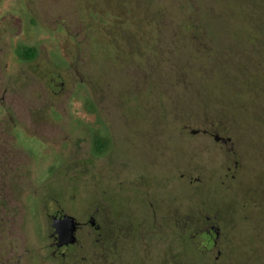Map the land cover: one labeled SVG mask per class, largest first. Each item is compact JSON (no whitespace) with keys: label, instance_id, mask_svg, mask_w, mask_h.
Instances as JSON below:
<instances>
[{"label":"rangeland","instance_id":"obj_1","mask_svg":"<svg viewBox=\"0 0 264 264\" xmlns=\"http://www.w3.org/2000/svg\"><path fill=\"white\" fill-rule=\"evenodd\" d=\"M23 48L63 77L58 96ZM96 133L105 157L89 152ZM119 151L165 175L182 212H213L214 250L181 264H264V0H0V264L28 259L22 198L83 199L116 181Z\"/></svg>","mask_w":264,"mask_h":264},{"label":"flooded vegetation","instance_id":"obj_2","mask_svg":"<svg viewBox=\"0 0 264 264\" xmlns=\"http://www.w3.org/2000/svg\"><path fill=\"white\" fill-rule=\"evenodd\" d=\"M115 42L104 38L101 44L109 49ZM18 56L28 73L36 74L39 69L33 65L37 58L33 49L23 48ZM44 65L42 61L39 70L44 74L37 76L46 77V91L58 96L64 86L63 77ZM198 134L199 131H190L192 136ZM201 135H208L225 146L230 142L206 130ZM110 140L106 133L92 134L91 155L94 158L109 155ZM115 154L116 181L109 182L104 176L102 182H90L83 199L59 196L60 186L52 187L51 194L44 197L21 199L23 202L19 205L24 212L19 215L16 227L28 238L22 250L28 258L25 264H181L177 258L185 257L187 249L200 261L214 250L219 228L210 218L213 212L206 211L202 222L200 202L195 207V215H187L182 212L186 204L167 197L170 182L165 180L164 174V179L156 181L152 176L156 172L140 169L132 152ZM87 166L89 171V164ZM57 169L58 166L51 167L49 172ZM191 179L196 185L200 183L198 178L191 176ZM27 200L32 202L26 203ZM66 233L71 234L70 238H61ZM92 238L94 245H91ZM156 238L159 244L154 246ZM174 241L176 244L172 245ZM23 262L19 254L5 264Z\"/></svg>","mask_w":264,"mask_h":264},{"label":"water","instance_id":"obj_3","mask_svg":"<svg viewBox=\"0 0 264 264\" xmlns=\"http://www.w3.org/2000/svg\"><path fill=\"white\" fill-rule=\"evenodd\" d=\"M70 236H71V234H70V233H66V234L62 235V236H61V238H64V237H66L65 239H69V238H70ZM67 241H68V240H67Z\"/></svg>","mask_w":264,"mask_h":264},{"label":"trees","instance_id":"obj_4","mask_svg":"<svg viewBox=\"0 0 264 264\" xmlns=\"http://www.w3.org/2000/svg\"><path fill=\"white\" fill-rule=\"evenodd\" d=\"M217 244V243H216ZM216 246V245H215Z\"/></svg>","mask_w":264,"mask_h":264}]
</instances>
